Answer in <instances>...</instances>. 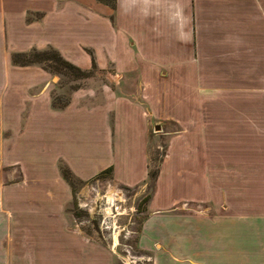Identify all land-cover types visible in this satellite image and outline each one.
I'll use <instances>...</instances> for the list:
<instances>
[{
    "label": "crops",
    "instance_id": "obj_1",
    "mask_svg": "<svg viewBox=\"0 0 264 264\" xmlns=\"http://www.w3.org/2000/svg\"><path fill=\"white\" fill-rule=\"evenodd\" d=\"M165 27L182 44L185 95L193 75L215 74L218 85L199 106L208 112L215 99L225 123L215 149L203 136L192 144L213 153V164L184 165L181 193L169 177L158 180L139 245L153 264H264V0H0V264H111L95 239L72 230L73 190L60 167L87 180L108 170L115 188L146 179V111L155 109L163 52L146 53L139 39ZM47 47L84 67L116 62L121 73L147 60L139 69L149 83L140 101L119 95L95 106L74 95L56 107L51 72L12 60ZM240 106L246 140L233 123ZM174 201L190 210L167 212Z\"/></svg>",
    "mask_w": 264,
    "mask_h": 264
},
{
    "label": "rangeland",
    "instance_id": "obj_2",
    "mask_svg": "<svg viewBox=\"0 0 264 264\" xmlns=\"http://www.w3.org/2000/svg\"><path fill=\"white\" fill-rule=\"evenodd\" d=\"M164 29L160 33L159 30L153 32L154 29L150 31L147 28L139 39V45L146 53L147 51L163 52V56L160 54L159 57H155V75H153L155 109L150 112L149 107L146 111L144 149L146 179L133 185L115 188L110 183L111 172L107 175L98 173L89 180L74 175L73 187H71L73 198L66 206L72 230L79 228L85 240L88 237L95 239L96 247L105 248L109 253L111 264H153L151 253L140 247L139 240L148 214L147 205L157 191L158 180L169 177L172 187L176 189V194L181 193L184 165L213 164V153L208 151L202 156L192 144L194 141L200 142L203 136L204 143L207 141L211 150L215 149L217 146L213 139L214 131L217 130V125L221 126V123H225L221 121L225 107L219 109L222 106L216 105L215 99L207 102L208 112L199 106V96L207 95L208 98L212 94L210 92L214 93V88L218 85L215 74L193 75L190 89L192 96L185 95L186 74L182 44L177 46L173 32L167 31V27ZM160 30H163V27ZM48 48L55 49L54 47L45 49ZM81 48L85 53L92 54L88 46L81 45ZM175 53L176 57L173 56ZM67 60L84 72L76 76L51 72L54 83L51 97L52 102L54 101L57 105L65 106L74 95H79L80 104L95 106H101L108 100L113 101L114 96L117 98L119 95L137 101L142 94V89L149 83V80L143 79L144 75L139 69L140 66L149 65L147 60L139 61L137 63L139 68L124 70L122 73L119 72V65L117 66L116 62H109L101 68L94 62L91 66L84 67L72 60ZM33 64L42 66L40 63ZM143 84H145L144 87ZM237 92L241 94L243 90ZM186 97H188V103L189 99L192 103L188 109L185 107ZM219 110H221L220 115ZM234 111V127L237 125L241 131L242 125L245 130L242 131L241 139L246 140L248 135L246 127L250 122H244L241 119L243 107L240 106L238 109L235 107ZM237 111L240 114L238 120ZM114 112L115 110H111V116ZM198 123H202V135L195 132V124ZM65 165L61 163V166ZM149 172H155V177L150 178ZM177 202L174 201L170 207L166 208V211L185 214L190 210L189 207L184 206V203ZM158 215L155 214V216Z\"/></svg>",
    "mask_w": 264,
    "mask_h": 264
},
{
    "label": "trees",
    "instance_id": "obj_3",
    "mask_svg": "<svg viewBox=\"0 0 264 264\" xmlns=\"http://www.w3.org/2000/svg\"><path fill=\"white\" fill-rule=\"evenodd\" d=\"M106 3L114 6V0H102ZM12 60L15 64L27 65L33 63H40L42 66L53 73H65V74H81L84 71L79 67L72 64L70 61L65 59L57 50L48 48L45 50H30L28 52H16L12 55ZM56 107H62L63 105H57L54 101L52 102ZM61 173L64 178L73 187V175L69 168L61 166ZM109 171L106 170L100 174H107ZM149 177L154 178L155 172H149ZM146 200V199H145Z\"/></svg>",
    "mask_w": 264,
    "mask_h": 264
},
{
    "label": "water",
    "instance_id": "obj_4",
    "mask_svg": "<svg viewBox=\"0 0 264 264\" xmlns=\"http://www.w3.org/2000/svg\"><path fill=\"white\" fill-rule=\"evenodd\" d=\"M158 128V127H157Z\"/></svg>",
    "mask_w": 264,
    "mask_h": 264
}]
</instances>
